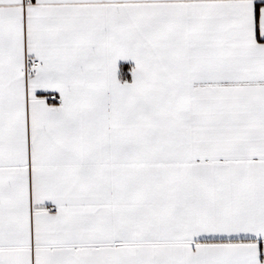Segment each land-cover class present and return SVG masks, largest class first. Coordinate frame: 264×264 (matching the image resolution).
I'll use <instances>...</instances> for the list:
<instances>
[{
  "label": "snow or ice",
  "instance_id": "snow-or-ice-1",
  "mask_svg": "<svg viewBox=\"0 0 264 264\" xmlns=\"http://www.w3.org/2000/svg\"><path fill=\"white\" fill-rule=\"evenodd\" d=\"M0 264H264V0H0Z\"/></svg>",
  "mask_w": 264,
  "mask_h": 264
}]
</instances>
